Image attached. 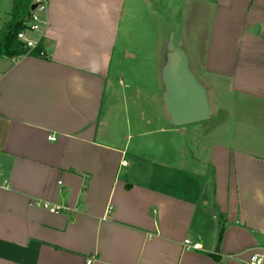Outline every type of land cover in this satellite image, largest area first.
<instances>
[{"label": "crops", "instance_id": "crops-1", "mask_svg": "<svg viewBox=\"0 0 264 264\" xmlns=\"http://www.w3.org/2000/svg\"><path fill=\"white\" fill-rule=\"evenodd\" d=\"M46 1V56L0 57V264H242L263 247L264 43L246 40L264 37V0H185L193 38L212 16L193 61L175 30L171 43L126 42L149 0ZM174 48L208 119L172 124Z\"/></svg>", "mask_w": 264, "mask_h": 264}, {"label": "rangeland", "instance_id": "rangeland-1", "mask_svg": "<svg viewBox=\"0 0 264 264\" xmlns=\"http://www.w3.org/2000/svg\"><path fill=\"white\" fill-rule=\"evenodd\" d=\"M3 3H7L6 6L8 10H11L14 0H2ZM185 1V0H184ZM183 0H168V2L162 3L160 0H149L148 8L143 14L137 15V34L126 33L125 40L130 42L132 45L139 42H150L154 46H157L161 42L162 36L167 35L168 40L173 42V30L177 33H181L180 37L182 38L185 53L192 59L194 57L197 60H203L206 52V47L208 43V37L210 35V23L212 21V16L208 15L205 10H202L201 15H199L200 20V32L198 35H194V38L191 36L192 32L189 33L188 23L192 18V8L189 2ZM203 7V6H202ZM143 23V24H142ZM141 27L147 30L139 32ZM166 32H169L168 34ZM255 37V38H254ZM164 39V38H163ZM264 43V37L256 34L252 39H247L246 44L251 43ZM194 44V46H193ZM156 48V47H155ZM153 54L150 55L151 58H154L156 50L154 49ZM256 57L264 56V52L260 51ZM186 54V55H187ZM124 66V65H123ZM128 68V66H124ZM193 70L197 73L196 66L192 67ZM124 80L125 77H122ZM125 84L128 86L127 82H123V85L120 86L121 92L128 93V87H125ZM122 95V94H121ZM123 105V101L120 100ZM255 132V130H254Z\"/></svg>", "mask_w": 264, "mask_h": 264}, {"label": "water", "instance_id": "water-1", "mask_svg": "<svg viewBox=\"0 0 264 264\" xmlns=\"http://www.w3.org/2000/svg\"><path fill=\"white\" fill-rule=\"evenodd\" d=\"M33 4L31 10L36 9ZM167 89L166 104L172 124L184 125L208 119L211 116L207 91L190 71L182 49L174 48L164 69Z\"/></svg>", "mask_w": 264, "mask_h": 264}, {"label": "built area", "instance_id": "built-area-1", "mask_svg": "<svg viewBox=\"0 0 264 264\" xmlns=\"http://www.w3.org/2000/svg\"><path fill=\"white\" fill-rule=\"evenodd\" d=\"M33 4H37L36 9L31 10V14L25 22L26 29L18 34V39L23 43L24 47L28 48L30 51L37 48L42 40L45 21L43 20L44 14L48 10V2L46 0H34ZM39 34L37 38H32L31 35ZM40 57H45L46 53L41 51L39 53ZM50 140L54 141L56 138L54 136L49 137ZM127 163H124L126 165ZM2 171L0 170V178L2 176ZM3 187L9 186V181L4 179L2 181ZM35 206L47 209L50 213H60L66 212L68 209L63 206H52L46 202H35ZM184 245L188 249L198 250L202 246L198 242H192L189 239L184 241ZM92 261L88 260L87 264H91ZM242 264H264V246L253 252L247 259L242 260Z\"/></svg>", "mask_w": 264, "mask_h": 264}, {"label": "trees", "instance_id": "trees-1", "mask_svg": "<svg viewBox=\"0 0 264 264\" xmlns=\"http://www.w3.org/2000/svg\"><path fill=\"white\" fill-rule=\"evenodd\" d=\"M33 3L34 0L13 1L10 20L0 28V57L15 60L22 56H38L43 51L42 40L37 48L30 51L18 39V34L26 29L25 22L31 14Z\"/></svg>", "mask_w": 264, "mask_h": 264}]
</instances>
